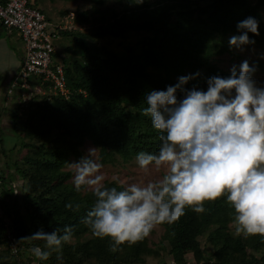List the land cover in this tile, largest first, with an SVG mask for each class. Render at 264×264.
<instances>
[{
  "label": "trees",
  "instance_id": "trees-1",
  "mask_svg": "<svg viewBox=\"0 0 264 264\" xmlns=\"http://www.w3.org/2000/svg\"><path fill=\"white\" fill-rule=\"evenodd\" d=\"M257 2L264 4V0ZM96 12L98 16L92 19L87 32L58 31V36L71 38L80 51V57L73 61L60 62L70 97L35 96L22 110L18 106L13 110L14 122H20L24 130L33 128L36 146L23 144L27 157L11 165L4 163L5 172H0V205L3 215L12 216V234L19 245L17 255L12 256L0 217V264H142L153 254L146 238L120 245L113 252L109 238L96 237L82 223L96 198L94 190L76 191L69 181L70 171L64 169L67 158H77L85 142L96 148L101 164L116 160L127 163L141 151L156 153L161 133L143 115L146 93L166 90L178 83L180 76L197 72L200 75L185 89L207 91L209 78L230 76L213 59L229 51L230 37L241 34L237 25L248 17L258 21L259 31V35L248 33L255 41L248 46L264 44L260 14L249 0H202L194 6L156 0L135 3L132 9L119 13L111 9ZM1 29L5 28L0 25ZM131 36H138L132 44L126 42ZM104 38L125 42L122 51L112 52L98 44ZM176 95L182 99L184 93L178 90ZM21 115L22 122L17 117ZM0 154L5 156L1 138ZM14 177L22 184L12 197L10 184ZM103 184L123 188L113 182ZM226 195L205 201L204 213L187 208L177 222L158 225L163 229L159 248L169 262L183 264L186 254H190L192 264H264V257L256 256L264 251V237L238 234L235 213ZM67 203L73 208H66ZM231 225L235 232L230 230ZM65 226H72L74 233L72 241L63 246L60 259L53 253L47 261L39 260L31 249L43 248L44 242L21 240L41 228L51 232ZM201 237L211 248L207 257Z\"/></svg>",
  "mask_w": 264,
  "mask_h": 264
},
{
  "label": "clouds",
  "instance_id": "clouds-1",
  "mask_svg": "<svg viewBox=\"0 0 264 264\" xmlns=\"http://www.w3.org/2000/svg\"><path fill=\"white\" fill-rule=\"evenodd\" d=\"M237 27L241 34L230 37V47L255 43L248 35H259L255 18L248 17ZM254 71L245 60L239 72L234 65L230 76L209 78L207 91L184 88L200 75L197 72L180 76L166 90L146 93L143 115L161 133L160 144L156 153L139 152L136 162L145 170L153 164L166 167L159 180L122 189L107 187L98 174L103 165L92 158L95 149L70 163L77 192L96 185L95 203L82 223L96 237L109 238L111 251L144 240L158 225L177 222L187 208L204 213L205 201H216L225 194L235 213L238 234L264 237V88L256 86ZM178 90L184 93L182 99L177 98ZM65 207L72 209L73 205ZM75 208L79 210L80 205ZM73 233L72 226L51 232L41 228L21 240L44 242L43 248L35 246L31 251L47 261L53 253L61 258Z\"/></svg>",
  "mask_w": 264,
  "mask_h": 264
},
{
  "label": "rangeland",
  "instance_id": "rangeland-1",
  "mask_svg": "<svg viewBox=\"0 0 264 264\" xmlns=\"http://www.w3.org/2000/svg\"><path fill=\"white\" fill-rule=\"evenodd\" d=\"M37 4L41 6L42 12L49 19L50 24L55 27L66 26L69 29L66 31H77L80 33L87 32L90 28V24L94 17L98 16V12L101 10L111 9L115 13L122 11H127L133 8L135 3H150L156 0H101L98 3L97 0H36ZM174 2L181 1L184 4H199L202 0H172ZM252 6H257V11L260 14V18L264 27V4H258L257 0H249ZM258 4V5H257ZM79 16L80 21L87 23H82L76 20ZM138 36H131L127 43L132 44L135 42ZM6 38L5 34L0 31V39L4 40ZM98 44H103L107 46L112 52H121L125 42L104 38L97 41ZM53 46L59 60L73 61L74 59L80 57L79 49L71 42V38L57 36L53 40ZM228 45V52L217 56L213 59V63L221 70L231 73V68L235 65L237 66V72H239V65L247 60L250 67L255 68L252 73V78L256 82V86L259 88H264V44L261 47H252L248 45H243L241 48L230 47ZM19 42L14 41V48L20 54L21 50L19 48ZM13 48V47H12ZM2 45L0 44V50ZM10 79L7 80L0 73V138L3 142V148L5 150V156L0 154V172H5L3 168L4 163L11 165L16 159L19 161L24 160L28 153L23 144H33L36 146V140L32 136L33 128L30 127L27 130L22 129L19 124L20 122H14L11 118L13 110L18 106V102L15 97L6 95V91L10 85ZM234 95V92H233ZM19 121L24 120V116H17ZM95 149L92 153V158L97 160V150L89 142H85L79 148V156L74 158L69 156L65 164L64 169L70 171L71 178L70 182H73L74 169L70 166V163L78 162L82 157L89 155V150ZM39 159H43L42 156ZM100 172L98 173L102 177V183L113 182L123 187H126L132 183H138L140 185H146L149 182H154L163 177L166 174V167H157L154 164L150 165L147 170L141 169L136 159L130 162L123 163L120 160H116L112 164H102ZM16 182L20 183V180L14 177ZM14 180H12L14 182ZM96 185L83 186V191H93ZM19 188L17 187V192ZM20 198V192L18 194ZM230 230L235 232L233 225L230 226ZM163 233V229L159 226L154 228L151 234L146 238L147 246L152 250L153 254L144 258L142 264H168V260L161 248H159L158 241ZM201 247L207 257L211 253V248L206 244L204 237L199 238ZM263 256L264 251L259 252L256 256ZM186 261L192 264V258L190 254H186ZM32 261L31 264H33Z\"/></svg>",
  "mask_w": 264,
  "mask_h": 264
},
{
  "label": "built area",
  "instance_id": "built-area-1",
  "mask_svg": "<svg viewBox=\"0 0 264 264\" xmlns=\"http://www.w3.org/2000/svg\"><path fill=\"white\" fill-rule=\"evenodd\" d=\"M0 25L15 31L24 47L23 60L6 91L7 97H15L19 110L35 96H55L67 100L70 91L66 87L62 64L54 61L52 42L58 31L69 28L53 27L34 6V0H0ZM21 184V181L10 184L12 197L16 196L17 187ZM1 185L0 181V188ZM0 217L10 254L16 256L19 245L12 234V216L3 215L1 205ZM168 264L174 263L168 261ZM183 264L191 263L185 260Z\"/></svg>",
  "mask_w": 264,
  "mask_h": 264
},
{
  "label": "crops",
  "instance_id": "crops-1",
  "mask_svg": "<svg viewBox=\"0 0 264 264\" xmlns=\"http://www.w3.org/2000/svg\"><path fill=\"white\" fill-rule=\"evenodd\" d=\"M34 6L41 13L44 14V12H42V10H41L42 9L41 6L39 4H37L36 0H34ZM47 17L45 16L46 20L50 23V21ZM56 26H59V23ZM0 31H2L6 36V38L4 40L0 39V44L2 45V49L0 50V73L5 78H7V80L10 79L9 83H11L14 76L16 75L20 65H21L22 60H23L24 47H23V44H22L19 36L17 35V33L15 31L6 30V29H1ZM14 41L19 42V45H20L19 48L21 50L20 54L17 52L16 48H14ZM54 54H56L55 49H54ZM54 61L55 62H61L59 60V58H56V57L54 58ZM9 173H11V171H9ZM12 180H14V179L12 178ZM14 182H16V181L14 180Z\"/></svg>",
  "mask_w": 264,
  "mask_h": 264
}]
</instances>
